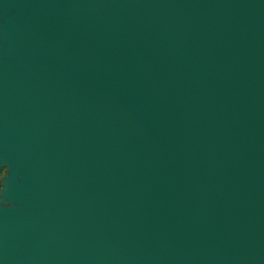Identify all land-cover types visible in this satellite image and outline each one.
Instances as JSON below:
<instances>
[{
    "label": "water",
    "instance_id": "obj_1",
    "mask_svg": "<svg viewBox=\"0 0 264 264\" xmlns=\"http://www.w3.org/2000/svg\"><path fill=\"white\" fill-rule=\"evenodd\" d=\"M0 264H264V0H0Z\"/></svg>",
    "mask_w": 264,
    "mask_h": 264
}]
</instances>
